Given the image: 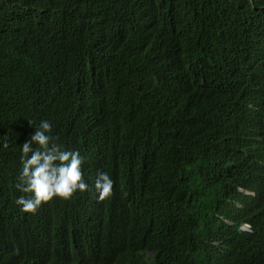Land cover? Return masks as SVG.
<instances>
[{
    "label": "trees",
    "instance_id": "obj_1",
    "mask_svg": "<svg viewBox=\"0 0 264 264\" xmlns=\"http://www.w3.org/2000/svg\"><path fill=\"white\" fill-rule=\"evenodd\" d=\"M173 25L195 55L146 0H0V264H134L141 232L143 264H264V0H201ZM130 110L142 145L120 136ZM41 120L89 157L87 184L108 173L107 200L18 210L19 145ZM99 222L115 239L76 260Z\"/></svg>",
    "mask_w": 264,
    "mask_h": 264
},
{
    "label": "clouds",
    "instance_id": "obj_2",
    "mask_svg": "<svg viewBox=\"0 0 264 264\" xmlns=\"http://www.w3.org/2000/svg\"><path fill=\"white\" fill-rule=\"evenodd\" d=\"M169 0H146L151 10L155 14L157 23L166 28L173 40V50H184L186 57L194 54L193 42L190 40L194 37L193 30H185L181 37L183 42H175L174 19L184 21L191 17L196 7L201 6V0H173L168 4ZM195 55V54H194ZM181 62L187 63L186 61ZM193 86H201L208 84L206 80H200L196 83L192 80ZM205 97V96H204ZM196 100V97H193ZM211 99L205 97L197 100L196 107L200 110L211 109ZM123 125L120 136L129 135L126 142L129 145H142L139 138L144 135L138 130L134 114L130 112L121 118ZM31 124V121L28 122ZM52 125L48 120H41L34 128L35 131L28 139H23L19 145V168L16 176V184L14 187L19 191L14 203L20 212L35 213L42 203L50 200L60 201L71 199L73 193L77 190L80 193L88 189H93L97 194L96 200L102 202L107 200L113 192V180L107 172L97 170L91 183L87 184L85 173L81 171V165L88 162L89 157H81L78 150H66L64 147L56 143V137L51 134ZM90 136V133L87 134ZM92 139V138H91ZM6 146V145H5ZM118 168V167H117ZM119 170H122L118 168ZM123 171V170H122ZM37 213L33 220V232H37ZM37 222V223H35ZM114 222H99L91 226L89 229L82 248L76 256V260L83 261L94 260L87 254V247L93 250H99L104 245L115 239V236L108 232V226ZM121 225V224H120ZM123 229L134 234L137 229L135 226L121 225ZM244 232L249 231V226L244 224L240 228ZM147 237L140 233L138 242L142 244V253L138 256L134 264H143L146 260L154 256V252L145 248ZM124 249L128 246L124 245ZM101 264H126L117 256H111L106 262Z\"/></svg>",
    "mask_w": 264,
    "mask_h": 264
}]
</instances>
